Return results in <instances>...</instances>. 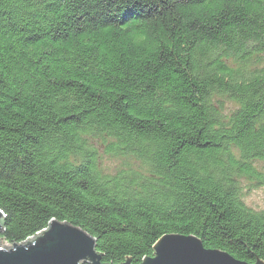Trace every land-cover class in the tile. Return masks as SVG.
<instances>
[{"label": "trees", "instance_id": "1", "mask_svg": "<svg viewBox=\"0 0 264 264\" xmlns=\"http://www.w3.org/2000/svg\"><path fill=\"white\" fill-rule=\"evenodd\" d=\"M257 54L264 0H0V239L54 219L104 263L166 234L264 262L243 201L264 184V65L239 66Z\"/></svg>", "mask_w": 264, "mask_h": 264}, {"label": "water", "instance_id": "2", "mask_svg": "<svg viewBox=\"0 0 264 264\" xmlns=\"http://www.w3.org/2000/svg\"><path fill=\"white\" fill-rule=\"evenodd\" d=\"M4 214L0 210V232ZM142 264H264L247 263L224 251L205 248L192 235L166 234L153 245ZM0 264H113L102 262L96 240L84 230L51 219L45 229L22 243L0 246ZM129 264L127 259L123 263Z\"/></svg>", "mask_w": 264, "mask_h": 264}, {"label": "rangeland", "instance_id": "3", "mask_svg": "<svg viewBox=\"0 0 264 264\" xmlns=\"http://www.w3.org/2000/svg\"><path fill=\"white\" fill-rule=\"evenodd\" d=\"M262 65H264V55L257 54L251 55L250 59L243 64H240V70L242 71L244 76H248L254 70L259 69ZM236 66V65H234ZM216 101H222L221 106L224 108V114L227 115L231 111L236 108V105L226 96L224 95H215ZM115 161L104 160L105 165L109 168L114 166ZM245 180H243L244 183ZM243 201L248 206L254 210H264V184L262 186L252 188L251 190L244 189L243 190ZM4 240L0 239V246H9Z\"/></svg>", "mask_w": 264, "mask_h": 264}]
</instances>
